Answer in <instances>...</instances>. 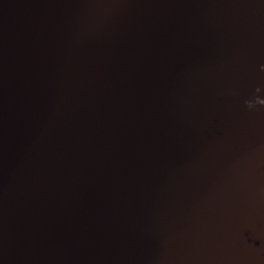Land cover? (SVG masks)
I'll use <instances>...</instances> for the list:
<instances>
[{
    "label": "water",
    "instance_id": "water-1",
    "mask_svg": "<svg viewBox=\"0 0 264 264\" xmlns=\"http://www.w3.org/2000/svg\"><path fill=\"white\" fill-rule=\"evenodd\" d=\"M257 98L264 0H0V264H264Z\"/></svg>",
    "mask_w": 264,
    "mask_h": 264
},
{
    "label": "clouds",
    "instance_id": "clouds-1",
    "mask_svg": "<svg viewBox=\"0 0 264 264\" xmlns=\"http://www.w3.org/2000/svg\"><path fill=\"white\" fill-rule=\"evenodd\" d=\"M256 91H257V92H260L261 89H260V88H257ZM246 103H247V107H248L249 109H253V108L256 107L257 104L264 103V101H261V99L257 98V99L255 100V102H253V101L250 100V101H247Z\"/></svg>",
    "mask_w": 264,
    "mask_h": 264
}]
</instances>
